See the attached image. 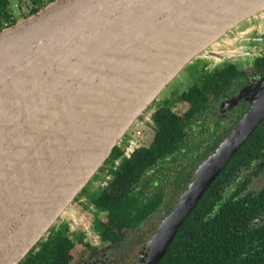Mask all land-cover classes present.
<instances>
[{"label": "water", "instance_id": "95a60500", "mask_svg": "<svg viewBox=\"0 0 264 264\" xmlns=\"http://www.w3.org/2000/svg\"><path fill=\"white\" fill-rule=\"evenodd\" d=\"M263 16L264 0H55L0 32V264L34 250L186 67ZM263 122L264 88L148 241L146 264Z\"/></svg>", "mask_w": 264, "mask_h": 264}, {"label": "trees", "instance_id": "16d2710c", "mask_svg": "<svg viewBox=\"0 0 264 264\" xmlns=\"http://www.w3.org/2000/svg\"><path fill=\"white\" fill-rule=\"evenodd\" d=\"M16 1L14 5L11 0H0V32L55 0ZM238 77L237 71L228 67L208 74L201 86L183 95L191 105L185 119L165 105L156 108L152 115L155 138L151 147H142L131 158L123 159L104 188L92 192L89 186L83 190L82 195L89 198L96 211L108 216V224L99 226V232L110 240H116L119 231L140 234L141 227L154 214L168 216L174 210L198 167L230 131L221 128L222 120H215L214 132L200 137H195L191 129L194 123L212 118L214 101ZM261 147L264 123L204 194L160 264H264V223H255L264 215V188L246 193V183L239 180L243 169L248 170L258 160ZM122 155V148L116 147L105 167ZM100 178L98 174L94 180ZM55 229L20 264H70L74 246L68 236L69 228L63 225ZM144 237L139 235L140 239Z\"/></svg>", "mask_w": 264, "mask_h": 264}, {"label": "flooded vegetation", "instance_id": "af4514ba", "mask_svg": "<svg viewBox=\"0 0 264 264\" xmlns=\"http://www.w3.org/2000/svg\"><path fill=\"white\" fill-rule=\"evenodd\" d=\"M236 30V35L230 38L231 40H224V47L229 50H226L228 54L216 52L221 55L220 58H224L223 62H221L222 64L212 68L205 61L202 65H197V62H194L188 66L183 72H187L189 77H191V75L194 76L192 86L185 91L179 90V95L172 93L170 98L159 103L154 102L156 105L153 104L145 112L135 124L134 130H131L132 133H129L122 142L120 147L122 148L123 155L117 160L122 161L123 159H129L138 149L142 147H151L154 139L152 142L148 139L150 132H155L152 115L156 108L165 105L173 113L185 119L191 111V105L188 101L183 99V95L189 92L191 88L199 85L201 86L208 74L226 67H228L229 70L234 68L239 77L232 81L224 95H221L218 100L214 101L211 108L213 110L212 118L209 120L207 118L202 119L198 123H194L195 127L191 129V132H195V137L203 136L204 133L207 134L210 131L214 132L216 130L215 120H222L221 123L223 122V124L221 128H230L229 133L237 126L242 118L250 111L257 96L264 88V16L253 18L240 25ZM237 45H240L237 52L230 50V47H236ZM178 105H181L182 108L180 109V111H182L180 113L175 110ZM240 116H242L241 119L234 124ZM146 118H150V121L147 122ZM138 132L141 133V136H139L140 145L138 149L135 150L131 157H124V147L126 143ZM145 136H148V138ZM257 157L259 158L255 164L249 165L250 168L248 170L243 169L241 172L242 175L239 180L241 183H246V193L258 192L261 188H264V147L259 148ZM117 160L103 167V172L100 171L99 173L101 178L99 180L93 179L87 186L91 188L92 185L94 186L96 182H99L98 187L96 189H90V191H97L98 188H104L108 184L112 178V173L120 166L115 165ZM240 187H243L242 184H240ZM82 194L83 191L73 203L75 204V210L66 214L68 220L61 221L60 219L61 222L59 221V224L56 223L43 240H47L55 228V230H58L63 225H67L69 228L68 236L72 239L74 246L70 251V264H146L150 259V252L149 249L145 247L159 227L153 224V219L156 216H162V223L167 216L156 213L141 227L140 234L131 230L119 231L117 232L118 238L116 240H114V238L110 240L103 232H99L97 229L99 226L103 228L102 224H108L109 220L107 214H99L95 207L89 203V198ZM242 195L246 196L244 193ZM78 204H80L83 209H80ZM257 223H264V215L257 218ZM148 226L150 227L146 230ZM145 231L152 232L150 239L148 236L141 239L139 238V235L141 237L144 236ZM39 250L40 248L37 252H39Z\"/></svg>", "mask_w": 264, "mask_h": 264}, {"label": "rangeland", "instance_id": "374dc122", "mask_svg": "<svg viewBox=\"0 0 264 264\" xmlns=\"http://www.w3.org/2000/svg\"><path fill=\"white\" fill-rule=\"evenodd\" d=\"M11 2L14 4V5H16L17 4V1L16 0H11ZM17 10H18V8H17ZM236 31L237 30H234L232 33H230V34H228L227 35V38H224L223 39V41H221L220 43H219V46L218 45H215V47H214V49H212L214 52H217V53H226V54H228L227 52H226V50L227 51H229L228 49H225V47H224V40H226V39H228V40H231L230 38H233V36L234 35H236ZM231 34H233V35H231ZM238 48H240V45H237L236 47H230V50L231 51H235V52H237V50H238ZM234 52V53H235ZM236 54V53H235ZM220 56L221 55H217V56H215L214 58L213 57H203V58H199L198 60H196V61H194V62H197L196 64L197 65H202L205 61L207 62V64H209L212 68L213 67H215V66H217V65H221L222 63L221 62H223V60H224V58H220ZM193 62V63H194ZM192 63V64H193ZM191 65V64H190ZM189 65V66H190ZM187 68V67H186ZM185 68V69H186ZM184 69V70H185ZM183 70V71H184ZM182 71V72H183ZM191 75V74H190ZM192 82H194V76L193 75H191V77H189L188 76V74H187V72H183V73H181L164 91H163V93L159 96V98L155 101V103H159V102H162V101H164L165 99H167V98H170L171 96V94L173 93V94H175V95H179V90H181V91H185V90H187L188 88H190L191 86H192ZM176 90V91H175ZM174 92H178V93H174ZM156 105V104H155ZM155 107V106H154ZM180 109H182L181 108V105H178V107L175 109L177 112H182V111H180ZM153 110V109H152ZM184 111V110H183ZM135 127V126H134ZM133 127V128H134ZM137 128V127H136ZM134 130V129H133ZM132 130V131H133ZM132 131L130 132V133H132ZM154 136H155V132H150V134H149V141H153V139H154ZM144 137V136H143ZM146 138H148V136H145ZM98 184H99V182H96L95 184H94V186L92 185V187L90 188V189H96L97 187H98ZM75 204H72V206H71V208L69 209V211H67V213L66 214H69V213H71L72 211H74L75 210ZM78 207L80 208V209H83L81 206H80V204H78ZM80 209H78V210H80ZM76 210H77V208H76ZM66 214H64L60 219H61V221H65V220H68V217L66 216ZM88 216V215H87ZM162 216H160V217H155L154 219H153V224H155V226H159V224L161 223V220H162V218H161ZM60 219L58 220V224H59V221H60ZM60 221V222H61ZM150 226H148L147 228H146V230H148V228H149ZM145 230V229H144ZM145 234H144V236H148V238L150 239V237L152 236L151 235V233L152 232H149V231H145L144 232ZM147 234V235H146ZM130 235V234H129ZM145 238V237H144ZM147 238V239H148ZM148 239V240H149ZM145 243H146V241H145Z\"/></svg>", "mask_w": 264, "mask_h": 264}, {"label": "built area", "instance_id": "2783aa9c", "mask_svg": "<svg viewBox=\"0 0 264 264\" xmlns=\"http://www.w3.org/2000/svg\"><path fill=\"white\" fill-rule=\"evenodd\" d=\"M147 122L150 121V118H146ZM139 136H141V133L138 132L136 135L132 136L128 142L126 143V146L124 147V157L129 158L132 156V154L135 152L136 149H138L140 145ZM121 160H117L115 162V165H120Z\"/></svg>", "mask_w": 264, "mask_h": 264}]
</instances>
